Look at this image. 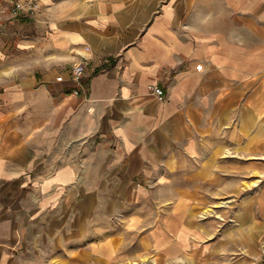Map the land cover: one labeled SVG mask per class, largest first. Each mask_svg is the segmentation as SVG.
Returning a JSON list of instances; mask_svg holds the SVG:
<instances>
[{"label":"crops","instance_id":"obj_1","mask_svg":"<svg viewBox=\"0 0 264 264\" xmlns=\"http://www.w3.org/2000/svg\"><path fill=\"white\" fill-rule=\"evenodd\" d=\"M38 3L20 23L0 12V264L73 263L82 247L127 263L145 233L147 254L172 261L200 236L171 178L218 146L225 111L264 112V0Z\"/></svg>","mask_w":264,"mask_h":264},{"label":"rangeland","instance_id":"obj_2","mask_svg":"<svg viewBox=\"0 0 264 264\" xmlns=\"http://www.w3.org/2000/svg\"><path fill=\"white\" fill-rule=\"evenodd\" d=\"M246 107L245 104L238 111H225L218 123V146L201 162L188 168L181 166L171 178L177 187L187 189L188 203L181 214L196 228L200 238L166 264H264V221L257 215L258 198L264 196V112L248 111ZM226 150L233 158H223ZM150 206L143 204L147 217L152 215ZM114 211L111 209L108 215L115 216ZM123 211V216L130 212L126 208ZM104 215L97 223L99 228L105 224L114 227V218H108L107 223ZM143 236L145 252L138 260L127 263L95 262L85 251L87 247H82L73 263L71 257L61 262L49 255L47 262L31 256V264H160L158 257L147 254L151 246L146 233ZM184 236L182 231L176 236L183 248ZM123 237L124 250L131 253L135 248V241L131 240L134 235Z\"/></svg>","mask_w":264,"mask_h":264},{"label":"built area","instance_id":"obj_3","mask_svg":"<svg viewBox=\"0 0 264 264\" xmlns=\"http://www.w3.org/2000/svg\"><path fill=\"white\" fill-rule=\"evenodd\" d=\"M39 10L38 0H9L7 4L0 3V12L6 11L10 19L16 22H21L25 18H30ZM82 61L75 62L69 70L70 78L75 82H80L83 79L85 72V58L80 56ZM62 77L58 76L56 81H61ZM151 92L157 97L162 98L163 92L156 87L150 88Z\"/></svg>","mask_w":264,"mask_h":264},{"label":"bare ground","instance_id":"obj_4","mask_svg":"<svg viewBox=\"0 0 264 264\" xmlns=\"http://www.w3.org/2000/svg\"><path fill=\"white\" fill-rule=\"evenodd\" d=\"M226 154H230V153H229V152H226ZM224 203H225V202H224ZM224 203H223V204H224ZM226 203H227V202H226ZM135 264H136V263H135ZM145 264H146V263H145Z\"/></svg>","mask_w":264,"mask_h":264}]
</instances>
